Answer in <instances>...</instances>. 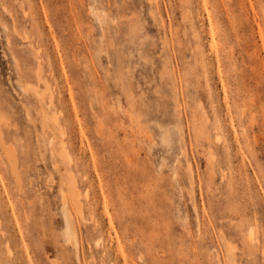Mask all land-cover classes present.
I'll list each match as a JSON object with an SVG mask.
<instances>
[{
  "label": "rangeland",
  "instance_id": "374dc122",
  "mask_svg": "<svg viewBox=\"0 0 264 264\" xmlns=\"http://www.w3.org/2000/svg\"><path fill=\"white\" fill-rule=\"evenodd\" d=\"M0 264H264V0H0Z\"/></svg>",
  "mask_w": 264,
  "mask_h": 264
},
{
  "label": "bare ground",
  "instance_id": "6f19581e",
  "mask_svg": "<svg viewBox=\"0 0 264 264\" xmlns=\"http://www.w3.org/2000/svg\"><path fill=\"white\" fill-rule=\"evenodd\" d=\"M211 36H212V34H211ZM38 97V96H37ZM41 105V107L43 108V106H42V104H40ZM43 110H44V108H43ZM44 112V111H43ZM9 152V151H8ZM12 165V164H11ZM15 166V165H14ZM13 167V166H12ZM12 167H11V169H12ZM16 170V169H15ZM12 171H14V169H12ZM14 174H16V171L14 172ZM17 175V174H16ZM16 175H14V176H16ZM18 178V177H17ZM19 181V180H18ZM64 217H65V220H66V226H67V228H66V236L68 237V238H70V237H74V235H75V233H74V231H72V229H71V226H70V218H69V215H68V213L66 212V211H64Z\"/></svg>",
  "mask_w": 264,
  "mask_h": 264
}]
</instances>
